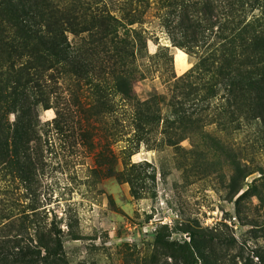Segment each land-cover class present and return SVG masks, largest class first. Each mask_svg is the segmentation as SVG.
<instances>
[{"label": "rangeland", "instance_id": "374dc122", "mask_svg": "<svg viewBox=\"0 0 264 264\" xmlns=\"http://www.w3.org/2000/svg\"><path fill=\"white\" fill-rule=\"evenodd\" d=\"M199 1L84 0L136 13V93L164 97L163 120L139 138L114 96L82 138L41 107L34 170L0 175V264H55L59 237L62 264H264V0H210L212 22Z\"/></svg>", "mask_w": 264, "mask_h": 264}, {"label": "trees", "instance_id": "16d2710c", "mask_svg": "<svg viewBox=\"0 0 264 264\" xmlns=\"http://www.w3.org/2000/svg\"><path fill=\"white\" fill-rule=\"evenodd\" d=\"M81 5L84 0H0V175L34 170L40 151L34 144L44 133L41 107L56 110L52 131L58 135L68 132L73 116L95 134L97 123L105 132L101 125L113 112L114 96L132 108L139 138L147 139L163 120L166 99L141 101L136 93L142 77L130 39L136 13L119 17ZM199 5L205 22H212L211 1ZM182 15L192 23L188 13ZM71 81L83 98L77 97L76 110L63 92L72 95L65 89ZM80 133L87 138L91 131L82 125ZM54 243L59 251L54 263L62 264L61 238Z\"/></svg>", "mask_w": 264, "mask_h": 264}]
</instances>
